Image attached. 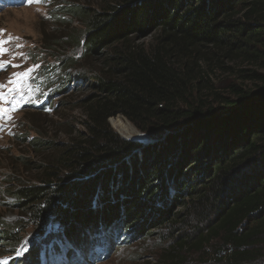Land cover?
Returning <instances> with one entry per match:
<instances>
[{
	"label": "trees",
	"instance_id": "1",
	"mask_svg": "<svg viewBox=\"0 0 264 264\" xmlns=\"http://www.w3.org/2000/svg\"><path fill=\"white\" fill-rule=\"evenodd\" d=\"M63 11L67 31L75 21L85 30L47 40L46 48L59 47L73 67L63 44L83 46L85 59L102 55L104 64L89 86L96 93L82 104L86 134L42 168L40 186L13 192L19 207L39 227L54 220L67 228L73 248L64 260L80 252L97 262L100 249L119 242L116 234L133 237L150 222L166 223L172 206L191 196L197 237L175 240L171 264L190 249L203 264H264V97L231 87L240 99H226L189 65L205 48L233 61H264V0H106L98 11L68 0ZM153 35L152 46L137 45ZM117 116L150 142L120 137L109 123ZM20 241L17 228L0 232L1 245L14 249ZM20 263L40 264L38 251Z\"/></svg>",
	"mask_w": 264,
	"mask_h": 264
},
{
	"label": "rangeland",
	"instance_id": "2",
	"mask_svg": "<svg viewBox=\"0 0 264 264\" xmlns=\"http://www.w3.org/2000/svg\"><path fill=\"white\" fill-rule=\"evenodd\" d=\"M75 1L97 11L106 3V0ZM11 2L13 5H10ZM67 3L68 0H43L40 3L33 0H0V40L9 41L3 45L8 51L0 54V85H5L0 88V93H3L0 108L18 109L11 111V119H0V232L17 228L21 240L14 249L9 244L1 245L0 242V264H16L24 255L35 250L38 251L40 264H171L168 256L175 240L197 237L195 229L199 224L194 215L195 206L191 202V196L184 200L185 206H172L173 215L166 223L153 227L154 222H150L139 233H136L135 227L136 234L131 232L133 237L116 234L120 237L119 242L100 249L101 256L95 262L80 252H76L73 258L64 260L63 253L73 248L65 235L67 228L54 220L39 227L29 213L30 210H22L13 194L26 185L40 186L42 168L48 162H53L61 148L80 142L86 134V117L82 104L96 93L89 86L104 61L102 55L85 59L83 46L74 50L71 44H63L64 54L73 55L77 60V65L72 67L59 58V47L46 48L47 40H56V37L59 38L65 32L75 35L85 30L80 21H75L69 31L66 30L68 26L63 21H68L70 17H64L66 12L63 9L67 7ZM14 37L18 39H13ZM136 40L137 45L150 47L154 43V35ZM189 65L195 76L202 74L205 82L209 80V83L203 85L209 86L215 94L226 99H240L232 92L233 87L250 93L254 98L264 97V81L250 77L253 74L264 76V61H233L212 48H205L192 56ZM30 68H34V71L22 81L21 89H17L16 84L9 83L15 79V73H22ZM83 74L88 76L85 82L81 81ZM62 87L65 93L60 95L57 92ZM204 91L201 90L200 98L217 106L219 101L214 99L213 94L210 92L207 95ZM49 95L53 97L50 101ZM112 120L131 124L140 138H129L119 133L113 127ZM109 123L126 140L145 145L150 142L148 137L123 116L111 118ZM35 140L46 144L45 148L32 146ZM91 234L92 230L83 235L86 241ZM180 257L184 263L181 259L178 264H203L201 255L191 249L182 251Z\"/></svg>",
	"mask_w": 264,
	"mask_h": 264
},
{
	"label": "snow or ice",
	"instance_id": "3",
	"mask_svg": "<svg viewBox=\"0 0 264 264\" xmlns=\"http://www.w3.org/2000/svg\"><path fill=\"white\" fill-rule=\"evenodd\" d=\"M33 2H43V0H33ZM13 39H18V38H13ZM9 41H3L0 40V54L6 53L8 51L7 48L3 47L4 44L8 43ZM38 67V66H37ZM34 71V68H30L25 72L22 73H15L14 77L15 79L10 81L9 83H14L17 85V89H21L22 88V81H24L25 79L29 78L31 73ZM5 85H0V88H4ZM17 89H12V91H16ZM0 98H3V93H0ZM18 110L16 107H14L13 109H7V108H0V119H11V111H15Z\"/></svg>",
	"mask_w": 264,
	"mask_h": 264
},
{
	"label": "bare ground",
	"instance_id": "4",
	"mask_svg": "<svg viewBox=\"0 0 264 264\" xmlns=\"http://www.w3.org/2000/svg\"><path fill=\"white\" fill-rule=\"evenodd\" d=\"M112 125L116 129V131L129 136V138H135L134 136L140 138V134L138 133V131L129 123L124 124L120 121L112 120Z\"/></svg>",
	"mask_w": 264,
	"mask_h": 264
}]
</instances>
